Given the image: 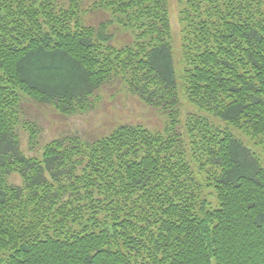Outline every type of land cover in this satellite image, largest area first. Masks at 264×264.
Here are the masks:
<instances>
[{
	"label": "trees",
	"instance_id": "trees-1",
	"mask_svg": "<svg viewBox=\"0 0 264 264\" xmlns=\"http://www.w3.org/2000/svg\"><path fill=\"white\" fill-rule=\"evenodd\" d=\"M181 4L187 116L170 0H0V264H264V0ZM116 82L164 131L34 150L26 98L70 116Z\"/></svg>",
	"mask_w": 264,
	"mask_h": 264
},
{
	"label": "rangeland",
	"instance_id": "rangeland-1",
	"mask_svg": "<svg viewBox=\"0 0 264 264\" xmlns=\"http://www.w3.org/2000/svg\"><path fill=\"white\" fill-rule=\"evenodd\" d=\"M181 9V0H170L173 56L180 83L182 114L187 116L191 112H198V108L190 104L183 90L181 76V61L183 57ZM104 19H110V16L108 14H97L90 24L97 25ZM113 29L119 34L118 39L121 40V36H124L125 32L118 30L117 27H113ZM125 35L129 36L128 34ZM128 40L129 38H126L123 43ZM98 95L100 100L95 103V106L90 111L78 112L70 116L61 114L51 105L36 104L31 99L26 98L24 103L26 114L22 116V121L32 123L34 129L38 132L39 141L37 146H34V150L40 151L44 145L66 136H77L84 141L93 142L95 139L109 135L115 128L125 124L140 125L155 132L164 131L167 125L168 117L163 111L147 106L138 97L129 94L120 82L106 86ZM208 117L222 130L228 128L234 131L238 138L239 135L244 136L241 131L232 126H227L228 124L221 119L210 115ZM182 118L184 120L185 117ZM18 131L23 136V149H26L31 155H35L36 153L27 147V137L29 136L23 126H20ZM246 141L249 146L253 145L248 138H246ZM259 152L261 153L259 155L262 159L261 162L264 164V153L261 148H259ZM17 180L20 183L19 179ZM209 192L206 190V193Z\"/></svg>",
	"mask_w": 264,
	"mask_h": 264
}]
</instances>
